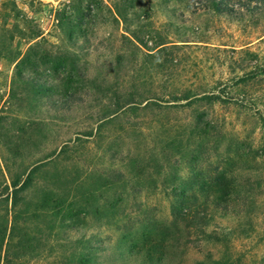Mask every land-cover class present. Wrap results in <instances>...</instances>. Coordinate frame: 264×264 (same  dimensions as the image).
Segmentation results:
<instances>
[{"label":"rangeland","instance_id":"obj_1","mask_svg":"<svg viewBox=\"0 0 264 264\" xmlns=\"http://www.w3.org/2000/svg\"><path fill=\"white\" fill-rule=\"evenodd\" d=\"M219 173L225 238L168 239ZM165 235L155 264H264V0H0V264H149Z\"/></svg>","mask_w":264,"mask_h":264},{"label":"trees","instance_id":"obj_2","mask_svg":"<svg viewBox=\"0 0 264 264\" xmlns=\"http://www.w3.org/2000/svg\"><path fill=\"white\" fill-rule=\"evenodd\" d=\"M22 73V70H18L17 75L22 77ZM212 98L220 99L218 94H215ZM202 122L203 121H201V123ZM28 177L29 175H27L24 182L19 187L28 180ZM199 180L206 186H202V184L201 188L195 190L192 189V182H186V185H188L187 190L182 192L175 190L172 193L173 197H178V200L177 203L175 202V205L171 207V221L163 223L160 226V228L169 235L168 239L171 240V233L173 231L178 235L176 240H179L180 236L185 232L188 235H196L200 232L202 235L213 240H222V237L225 238V231L222 226L217 224L216 219H218V217L224 218V216L227 217L229 215L230 209L227 206V200L237 198V191L235 190L234 183L229 181L223 173L216 174L211 182L202 178ZM18 184L19 181L13 182L14 187ZM181 221L185 223L183 227L180 226ZM211 225L214 226L211 227ZM171 228H173V230ZM140 243L141 242H137L134 244L132 249L134 250L137 248L139 253L144 250L145 258L149 264H155L159 259L160 261L168 259L167 248L171 242L166 240V235L157 242H148V239L145 238L143 241L144 244ZM157 251H160V254L156 259L155 254ZM81 260H84V257L78 259L79 262H81ZM214 263L226 264L227 261L221 262L219 259L214 260Z\"/></svg>","mask_w":264,"mask_h":264}]
</instances>
